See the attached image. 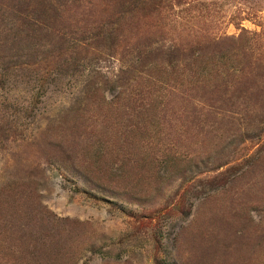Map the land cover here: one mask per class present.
I'll return each mask as SVG.
<instances>
[{"label":"rangeland","instance_id":"1","mask_svg":"<svg viewBox=\"0 0 264 264\" xmlns=\"http://www.w3.org/2000/svg\"><path fill=\"white\" fill-rule=\"evenodd\" d=\"M49 1L0 34V264H264V112L143 50L244 35L264 83V0Z\"/></svg>","mask_w":264,"mask_h":264},{"label":"trees","instance_id":"2","mask_svg":"<svg viewBox=\"0 0 264 264\" xmlns=\"http://www.w3.org/2000/svg\"><path fill=\"white\" fill-rule=\"evenodd\" d=\"M181 4L180 0H116L115 8L117 15L130 14L133 18L154 15L174 21V10ZM54 7L51 5L49 10L55 11ZM43 17L48 18V0H0V34L12 31L19 22L29 27L40 25L41 28L36 29L38 31L48 30L47 24L46 28H42ZM243 37L237 40L207 38L197 48L183 49L167 44L159 35L149 38L143 50L147 55L161 50L162 54L169 56L166 61L168 68H175L185 79L191 76L207 83L212 90L203 93L213 103L212 107L219 106L218 109L227 112L233 107L264 112V83L257 80L263 77L259 74L247 77L244 74L247 69L254 72V68L249 61L250 56L244 53L246 44L242 42L245 40ZM7 43H4V47ZM10 43L14 50L17 45L15 39Z\"/></svg>","mask_w":264,"mask_h":264}]
</instances>
